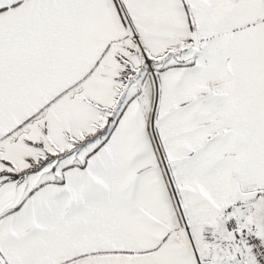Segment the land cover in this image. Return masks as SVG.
I'll return each instance as SVG.
<instances>
[{"label": "snow or ice", "instance_id": "1", "mask_svg": "<svg viewBox=\"0 0 264 264\" xmlns=\"http://www.w3.org/2000/svg\"><path fill=\"white\" fill-rule=\"evenodd\" d=\"M0 264H264V0H0Z\"/></svg>", "mask_w": 264, "mask_h": 264}]
</instances>
